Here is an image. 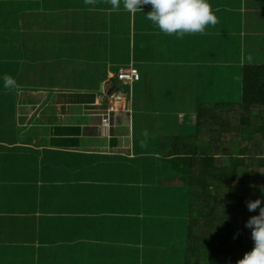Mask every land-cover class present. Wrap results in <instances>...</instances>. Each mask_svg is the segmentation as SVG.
Returning a JSON list of instances; mask_svg holds the SVG:
<instances>
[{
    "label": "rangeland",
    "instance_id": "rangeland-1",
    "mask_svg": "<svg viewBox=\"0 0 264 264\" xmlns=\"http://www.w3.org/2000/svg\"><path fill=\"white\" fill-rule=\"evenodd\" d=\"M219 1L224 11H231L230 16L233 9L228 2L231 1V7L241 5L240 0ZM246 2L248 8L255 9L244 15L243 22L234 16L223 30H207L185 39L160 32L146 18L151 8L149 4L140 5L141 10L133 14L124 10L122 3L119 9L113 10L108 0H92V3L86 0H0V66L8 62L32 63L36 72L28 73L23 68L18 85L34 83L41 90L45 89L42 91L48 89L47 94L51 93L49 90L61 88L101 95L100 86L111 81L122 93H131L127 98L133 130L131 143L132 139L138 143L135 121L139 118L143 123L140 137L153 140L154 136L161 135L158 144L165 145L173 140L168 137L173 126L176 134L185 136L190 135L186 133L188 128V132L197 130L194 120L200 109L216 108L217 102L234 103L237 107L241 64L264 63V0ZM250 53L258 54L248 58ZM40 64H46V68ZM129 65L140 75V81L134 82L131 88L119 85L114 78L118 69ZM5 69H0V75ZM96 113L109 114L106 108ZM210 114L214 115L208 127L211 133L238 139H234V146L248 157L243 162H254L252 169L261 170L257 184L264 188V167L258 168V158H264V122L259 106L245 109L241 117L234 108H228L226 114L220 110H211ZM123 116L126 121L128 114L123 113ZM173 119L176 125L171 126ZM28 136L25 142L29 141ZM234 146L227 152L233 153ZM23 152L26 155L22 157L23 167L35 165L34 152ZM28 153L32 155L29 157ZM155 159L150 173L134 170L131 175L130 169L125 171V166L121 165L123 158H119L118 166L107 168L106 181L144 184L145 203L141 206L138 199H132L139 188L128 192V198L132 194V205L122 200L125 187L113 190L110 199L99 202V208L83 228L73 225L66 228V233L60 232L61 236L66 235L67 241L73 239L72 236L74 240L84 236L81 239L86 243L87 252L81 247L75 248L67 254L69 262L63 257L65 263L59 260L57 264H98L95 241L100 243L99 238L108 243L109 238L113 239L111 247L105 249L107 260L112 264H184L187 222L190 210L199 205L196 196L199 188L184 181L161 157ZM245 180V173H240V188L244 187ZM218 200L224 203L221 198ZM212 203L209 199L208 205ZM228 241L231 242L230 237ZM39 255L42 259V253ZM7 260L6 254L4 264ZM18 264L34 263L31 258H25Z\"/></svg>",
    "mask_w": 264,
    "mask_h": 264
},
{
    "label": "crops",
    "instance_id": "crops-1",
    "mask_svg": "<svg viewBox=\"0 0 264 264\" xmlns=\"http://www.w3.org/2000/svg\"><path fill=\"white\" fill-rule=\"evenodd\" d=\"M246 1L240 0V7H231V1L228 2L229 8L233 9L230 16L231 11H224L222 1L208 0L217 17V23L206 26L205 31L223 30V26L234 16L243 22L244 15L255 9L248 8ZM195 34L199 33L180 36L187 39ZM256 54L258 53H250L248 58ZM45 65L40 64L46 68ZM2 68L7 69L0 75V264H4L6 254L8 260L5 264H18L25 258H31L34 264H57L60 263L59 260L65 263L68 261L67 254L73 249L81 247L83 252H87V247L81 239L84 236L81 235L77 240L72 236L73 239L67 241L66 235L61 236L60 232L66 233V228L73 225L83 228L90 215L95 214L99 208V202L110 199L113 190L119 186L125 187V199L122 197V200L132 205V194L129 199L128 192L139 188L132 199H138L141 206L145 203L144 184L134 185L128 180L106 181L107 168L110 165L118 166L119 158H123L121 165L125 166V171L130 169L131 175L134 170L150 173V165L156 163L155 157L160 156L163 150L160 147H165L166 144H158L161 135L154 136L153 140L145 137L142 139L140 131L143 130V123L139 118L135 121L138 143L135 144L133 139L131 143L133 130L127 100L131 93L128 91L126 94L118 88L115 89L111 81L100 86L101 95L81 89L61 88L49 90L51 93L47 94L48 89L42 91L45 89L41 90L34 83L18 85L20 82L17 79L23 68L28 73L36 72L37 68L32 63L24 65L22 62H8L1 65L0 69ZM5 75L14 79L13 87L4 86L2 77ZM139 81L138 73L136 81L122 86L131 88L134 82ZM112 86L110 93L115 90L121 97L117 104L121 106L124 101L125 108L101 116L96 110L107 107V91ZM103 103L105 108H102ZM228 104L230 103L217 102L216 108L200 109V123H196L198 126L202 124L200 129L193 133L188 132V128L186 133H196L198 137L205 135L204 138L211 136L208 127L213 123L214 115L210 111L220 110L222 114H226L228 108L238 110L234 103L229 106ZM238 112L241 116L240 110ZM123 113L128 114L126 121ZM169 124L174 125V119ZM168 133V137L174 138L183 135L176 134L174 126ZM27 135L29 141L25 142ZM149 147L153 148L152 151H149ZM23 150L34 152L35 165L23 167L22 157L26 156ZM28 155L30 157L32 154ZM99 239L100 243L95 241L96 261L98 264H112L113 262L107 260L105 249L111 247L113 239L109 238V243L103 238ZM78 244L82 245L76 247ZM18 247L20 248L16 249ZM39 253H42V259ZM63 257L65 261L62 260Z\"/></svg>",
    "mask_w": 264,
    "mask_h": 264
},
{
    "label": "trees",
    "instance_id": "trees-1",
    "mask_svg": "<svg viewBox=\"0 0 264 264\" xmlns=\"http://www.w3.org/2000/svg\"><path fill=\"white\" fill-rule=\"evenodd\" d=\"M240 71V102L237 103V111L240 110L242 114L245 109L259 106L261 120L264 122V63L243 64ZM104 105L102 108H105ZM198 117L199 112L196 123H200ZM242 123L243 118L240 120ZM196 127L198 130L199 127ZM204 137L199 139L196 133L177 135L165 147H160L163 150L157 157L171 165L184 181L199 188L196 192L199 205L190 210L187 222L184 264H236L253 247L251 229L245 227V224L249 217L258 214L259 208L250 212L247 202L264 195L261 191L264 188L257 184L261 170L252 169L254 162H243L248 157L234 146L236 137H225L215 132ZM199 140L200 144L197 145ZM232 145L233 153L227 152ZM258 160V168L261 169L264 167V158L259 157ZM240 173H245L243 188L238 185ZM210 195L212 198H206ZM219 198L224 200V205ZM209 199L213 202L211 205H208ZM229 237L231 242L228 241Z\"/></svg>",
    "mask_w": 264,
    "mask_h": 264
},
{
    "label": "clouds",
    "instance_id": "clouds-1",
    "mask_svg": "<svg viewBox=\"0 0 264 264\" xmlns=\"http://www.w3.org/2000/svg\"><path fill=\"white\" fill-rule=\"evenodd\" d=\"M86 2L92 3V0H86ZM108 3L113 10L119 9L122 3L124 10L133 14L141 10L140 5H151L146 18L160 32L169 35L203 33L206 26L217 23V17L208 0H108ZM2 79L6 88L13 87L15 84L14 79L7 75ZM261 191L264 193V189ZM262 202H264V195L247 202L250 212L259 208L258 214L249 217L245 224V227L251 229L254 243L251 250L245 252L236 264H264V206Z\"/></svg>",
    "mask_w": 264,
    "mask_h": 264
},
{
    "label": "built area",
    "instance_id": "built-area-1",
    "mask_svg": "<svg viewBox=\"0 0 264 264\" xmlns=\"http://www.w3.org/2000/svg\"><path fill=\"white\" fill-rule=\"evenodd\" d=\"M138 79V72L137 70L129 65L127 68H120L117 70L116 74H115V80L118 82L119 85H129L131 84L133 81H136ZM116 85H115V89H116ZM119 98H121L120 96L117 95V93L114 92L110 93L107 95V100L109 101L107 103V108L106 111L108 113L110 112H114L119 110L120 108H125L124 104L125 102L123 101L120 104H117L119 100Z\"/></svg>",
    "mask_w": 264,
    "mask_h": 264
},
{
    "label": "water",
    "instance_id": "water-1",
    "mask_svg": "<svg viewBox=\"0 0 264 264\" xmlns=\"http://www.w3.org/2000/svg\"><path fill=\"white\" fill-rule=\"evenodd\" d=\"M112 89H113V86L107 91V94H109Z\"/></svg>",
    "mask_w": 264,
    "mask_h": 264
}]
</instances>
